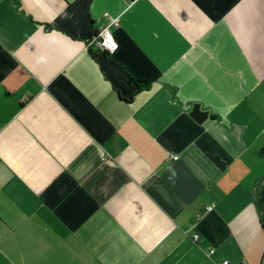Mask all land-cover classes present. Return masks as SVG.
Masks as SVG:
<instances>
[{
	"label": "crops",
	"instance_id": "obj_1",
	"mask_svg": "<svg viewBox=\"0 0 264 264\" xmlns=\"http://www.w3.org/2000/svg\"><path fill=\"white\" fill-rule=\"evenodd\" d=\"M225 260L264 264V0H0V264Z\"/></svg>",
	"mask_w": 264,
	"mask_h": 264
},
{
	"label": "built area",
	"instance_id": "obj_2",
	"mask_svg": "<svg viewBox=\"0 0 264 264\" xmlns=\"http://www.w3.org/2000/svg\"><path fill=\"white\" fill-rule=\"evenodd\" d=\"M113 26H118V20H112L111 23ZM92 45L98 48L99 50L107 53V54H114L118 48L119 44L115 39L112 31L109 29V25L102 26L94 36L92 41ZM211 210V208H209ZM194 241L198 242L200 240V235L195 233L193 235ZM215 253V249L211 248L209 250V255H213ZM223 264H229L228 260H225Z\"/></svg>",
	"mask_w": 264,
	"mask_h": 264
},
{
	"label": "water",
	"instance_id": "obj_3",
	"mask_svg": "<svg viewBox=\"0 0 264 264\" xmlns=\"http://www.w3.org/2000/svg\"><path fill=\"white\" fill-rule=\"evenodd\" d=\"M191 115L194 117L196 121L202 123L208 118L209 112L202 110L200 104H195Z\"/></svg>",
	"mask_w": 264,
	"mask_h": 264
},
{
	"label": "trees",
	"instance_id": "obj_4",
	"mask_svg": "<svg viewBox=\"0 0 264 264\" xmlns=\"http://www.w3.org/2000/svg\"><path fill=\"white\" fill-rule=\"evenodd\" d=\"M137 83L140 85V89H148V87L150 86L149 83L141 80H137Z\"/></svg>",
	"mask_w": 264,
	"mask_h": 264
}]
</instances>
